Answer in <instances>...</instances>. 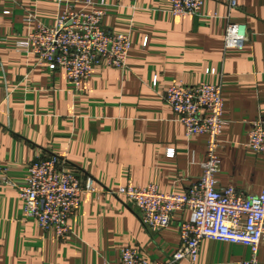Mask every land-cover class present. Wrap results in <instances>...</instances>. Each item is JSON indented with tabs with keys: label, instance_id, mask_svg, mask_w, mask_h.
Wrapping results in <instances>:
<instances>
[{
	"label": "crops",
	"instance_id": "0c3cea01",
	"mask_svg": "<svg viewBox=\"0 0 264 264\" xmlns=\"http://www.w3.org/2000/svg\"><path fill=\"white\" fill-rule=\"evenodd\" d=\"M92 1L86 8H101L102 25L128 35L131 45L126 68L100 67L75 87L62 68L16 48L38 22L52 25L63 3L0 0V264H115L125 246L166 261L179 248L188 211L153 232L137 209L108 193L126 184L183 193L201 175L206 138L186 136L162 97L171 84L222 87L216 188L255 196L264 186V154L246 146L253 122L264 118V0H238L234 10L225 0H203L199 14L181 16L170 13L169 0ZM228 22L246 25L242 49L225 47ZM49 155L90 176L95 188L82 194L65 238L25 218L18 191L5 184H23L28 165ZM250 255L247 246L203 239L196 261L179 264ZM257 264H264V245Z\"/></svg>",
	"mask_w": 264,
	"mask_h": 264
},
{
	"label": "built area",
	"instance_id": "2783aa9c",
	"mask_svg": "<svg viewBox=\"0 0 264 264\" xmlns=\"http://www.w3.org/2000/svg\"><path fill=\"white\" fill-rule=\"evenodd\" d=\"M58 9L52 25L37 23L35 30L16 43L19 51L33 54L53 68H62L75 86L85 85L100 67L124 69L130 50L128 35L108 30L102 25L101 8L88 10L93 3L85 0H57ZM175 16L197 15L203 0H169ZM102 4V0L100 2ZM229 10L238 0H225ZM248 40L245 24L228 22L224 31L225 47L242 49ZM156 80L153 82L155 85ZM164 102L176 120L185 128L186 136L206 138V157L202 173L183 193L160 192L155 185L137 187L130 184L108 191L121 196L138 210L142 225L150 231L167 228L177 211H188L189 218L178 225L179 248L166 261L143 258L132 247L120 249L115 264H179L195 262L201 240L209 239L240 244L250 249V257L229 264H257V253L264 245V186L258 195H242L234 187L216 188L220 160L216 153L223 124L222 87L205 82L196 85L175 83L163 92ZM246 146L264 154V118L253 122ZM173 154V150L169 152ZM56 155L36 158L28 165L23 184L9 179L23 202L25 218L35 220L43 231L51 230L58 238L69 233V220L75 214L83 193H93V179L66 168Z\"/></svg>",
	"mask_w": 264,
	"mask_h": 264
}]
</instances>
